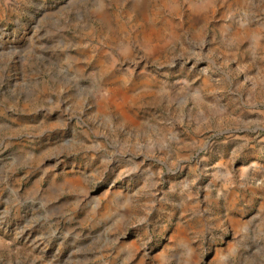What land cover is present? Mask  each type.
<instances>
[{"label": "rangeland", "instance_id": "1", "mask_svg": "<svg viewBox=\"0 0 264 264\" xmlns=\"http://www.w3.org/2000/svg\"><path fill=\"white\" fill-rule=\"evenodd\" d=\"M0 264H264V0H0Z\"/></svg>", "mask_w": 264, "mask_h": 264}]
</instances>
